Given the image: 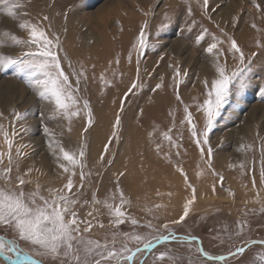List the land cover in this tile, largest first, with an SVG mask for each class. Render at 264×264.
<instances>
[{
    "label": "rangeland",
    "instance_id": "obj_1",
    "mask_svg": "<svg viewBox=\"0 0 264 264\" xmlns=\"http://www.w3.org/2000/svg\"><path fill=\"white\" fill-rule=\"evenodd\" d=\"M255 3L260 5L259 10L253 0H208L206 8L203 0H22V6L14 9L13 16L0 4V40L5 41L0 52L18 56L28 50L13 46L10 37L4 36L7 32L27 39L28 31L20 29V23L38 24L50 38L58 36L61 45L58 54L70 82L75 85L77 76L72 73L79 72L81 67L87 77L80 78V91L76 95L81 98V104L83 99L88 100L93 118L89 126L86 110L82 109L72 119L69 131V122L54 118L53 106L39 99L22 77L14 76L11 69L0 73V113H3L0 124L13 140V180L33 169L25 177L32 181L25 185V190H33L39 182L41 194L46 197L49 188L61 189L67 183L68 174L59 167V163L67 162L58 161L51 154L49 137L44 132L47 127L66 150L78 153L83 147L85 151L84 186L80 187L77 168L71 195L79 201L75 208L79 220L93 224L87 236L103 241L111 240L113 232L139 234L153 244L157 241L154 237H170L152 249L137 253L135 264H264V245L246 247L250 242H264V182L259 172L264 147V47L257 44L247 50L241 45L249 34L264 45V0ZM142 29L146 47L141 49L138 38ZM211 34L215 38L213 42H222L218 44L222 53L219 62L226 63L229 72L237 66L244 68L238 80L244 79L246 87L239 95L229 97L209 132V143L197 145L191 125L185 120V107L192 114L198 133L202 132L205 118L198 106L207 98L211 81L216 78V57L206 50L209 45L206 37ZM233 39L245 54V65H239V54L230 50ZM179 42L184 45L182 50ZM69 62L72 67L68 66ZM174 62L173 70L169 63ZM133 83L137 87L133 88ZM157 84L163 87L156 88ZM158 105L161 108L156 110ZM14 112L28 113L27 119L16 120ZM117 115L120 124L114 127ZM174 119L175 130L186 134L187 140L199 148L196 153L205 171L196 168L192 172L198 178L210 179L213 190L201 194V198L190 185V194L176 199L171 189H163L164 192L148 195L147 201L139 204V210L132 211L138 199L123 189L112 166L120 162L130 140L154 145L164 139L159 128ZM154 135L156 138L151 140ZM198 138L203 140L202 136ZM241 145L245 147L242 149ZM20 146L23 154L17 157L16 148ZM201 147L205 149L203 155ZM209 147L211 157L207 155ZM0 151L7 152L2 134ZM214 164L227 167L226 172L216 170ZM181 179L185 185L189 184L186 173ZM3 183L0 175V184ZM120 190L130 203L122 208L125 222L115 227L110 223L113 217L107 208L95 204L93 196L103 201L115 195L109 202L116 206L120 204ZM237 192H255L261 196L241 200ZM189 200L193 202L187 217L180 223H171L184 215ZM132 218L138 223L133 225ZM101 223L103 228L99 226ZM148 223L153 227H146ZM164 224H168V229L163 228ZM80 227L83 229L85 224L81 223ZM0 237L14 240L21 253L43 259L44 264H61L59 258L37 256L35 247L19 239L11 228L0 226ZM121 239L118 235L117 240ZM197 239L204 252L222 260L213 262L203 258ZM137 247L144 248L142 243L129 242L130 251L126 255H131ZM241 247L245 249L243 253L229 257ZM162 252L166 256L158 260Z\"/></svg>",
    "mask_w": 264,
    "mask_h": 264
},
{
    "label": "snow or ice",
    "instance_id": "obj_2",
    "mask_svg": "<svg viewBox=\"0 0 264 264\" xmlns=\"http://www.w3.org/2000/svg\"><path fill=\"white\" fill-rule=\"evenodd\" d=\"M253 3L259 10L260 5L256 4L255 0H253ZM0 4L4 6L9 16H13L14 9L22 6V0H0ZM207 5L208 0H203V6L206 8ZM44 19H47V17H44ZM19 27L22 30L27 29V39H21L7 32L4 33V36L10 37V42L13 46H23L28 50L18 56L0 52V73H6L11 69L14 76L22 77L26 86L39 99L53 106L52 113L54 118L60 117L69 122V131H71L70 125L72 119L78 117L82 109L86 110L88 125L91 126L93 118L89 102L87 99H83L81 104V98L76 95L80 91V78L87 79L83 68L81 67L79 72L73 70L72 75L77 76L74 85L70 82V75L62 67L61 57L58 54L61 50L59 37L53 36V38H50L48 33L35 23H20ZM144 27H147V25L145 24ZM252 27L256 28V25L253 24ZM199 39H203V36H200ZM4 43V40H0V46H3ZM138 43L141 49L146 47V36L143 29L140 32ZM220 43L222 42L216 40V42L210 43L206 49L208 53L216 57V61L214 62L216 78L211 81L207 98L202 105L198 106V110L203 111L205 118L202 132L198 133L196 125L192 121V114L185 107V112L187 113L185 120L191 125L192 136L197 138V145L209 143V132L215 126L224 105L228 103L229 97L239 95L246 87L244 79L238 80L242 76L244 68L237 66L236 70L229 72L226 63L221 64L219 62V56L222 54L218 47ZM257 43L258 46L264 47L259 41ZM230 50L234 54H239V65H245V54L234 39L231 40ZM64 59H67L66 55ZM117 63H119L118 60ZM68 66L72 67L70 62ZM179 74V70L177 69L176 75L179 76ZM101 79L103 80V75ZM204 83L207 87L208 81ZM132 87L135 88L137 85L133 83ZM161 87H163L162 84L156 85V88ZM177 99H179V96H177ZM2 116L3 113H0V117ZM27 116L28 113L26 112H14L16 120H25ZM183 122L181 121V123ZM119 124L120 117L117 115L114 127ZM44 132L49 137L48 148L53 157L58 161L67 162L59 163V167L64 173L68 174L67 183L63 188H49L47 190L49 196L47 197L41 194L39 182L36 183V187L33 190H25V185L32 183L31 179L26 180L25 177L29 176L33 169H28L26 173L16 176L15 180H13L11 176L14 163L12 155L13 140L9 137L8 132L4 130V126L0 124V134L3 135L4 142L7 145V152L0 151V166H2L0 167V175H2L4 180V183L0 184V226L11 228L18 235L19 239L27 241L34 246L37 256L59 258L61 259V264H130V262L135 264L136 254L141 249L137 247L131 255H126L130 251L128 243L135 242L137 245L142 243L145 249H149L153 247V241L139 234L130 235L129 233L117 232L111 234V240L105 238L101 241L87 236L86 234L92 230L93 224L90 221L79 220L78 214L75 211L79 201L71 195L75 186L73 177L77 174V168L80 170V187L83 188L84 186L85 173L83 169L86 167L85 151L81 147L78 153L70 152L59 141L54 139V134L50 129L45 127ZM113 135L115 136L116 133L114 132ZM199 136L203 137L202 141L198 138ZM165 137L171 141V137L167 133H165ZM22 147L16 148L17 157L23 154L21 151ZM244 147V145H241L242 149ZM248 147L251 148V145ZM105 152H107V145H105ZM204 152L205 149L201 147V154L203 155ZM207 155L209 157L212 155L210 147L207 149ZM261 155V179L264 182V147H262ZM5 157H7L6 165ZM100 159L103 160L104 156L101 155ZM241 167H243V164H241ZM36 171L39 170L36 169ZM221 179L223 178L221 177ZM119 197L120 204L114 206L109 200H114L115 195L103 201L96 199L95 195L93 196L95 204H102L107 208L109 215L113 217L110 223L115 227L125 222L126 213L122 208L125 204L130 203V201L124 198L122 190L119 191ZM192 202V200L187 202L184 215L180 217V220L172 221L171 223L183 221L188 215L189 205ZM88 215L91 216L92 213L90 212ZM81 223L85 224L83 229L80 227ZM131 223L135 225L138 222L132 218ZM99 226L101 228L104 227L102 223ZM146 227L152 228L153 225L148 223ZM163 228L168 229V224H164ZM118 235L122 237L119 241L117 240ZM169 238L159 236L153 239L159 241L168 240ZM200 250L202 251V249ZM236 251L237 253H243L245 249L241 247L237 248ZM9 253H15L16 259L13 260L9 256ZM203 255L210 260L215 259L209 256L207 252H204ZM165 256L166 253L162 252L157 259L164 260ZM0 257L3 258V264H9V262L10 264H44L43 259H35L29 253H21L14 240L3 237H0Z\"/></svg>",
    "mask_w": 264,
    "mask_h": 264
},
{
    "label": "bare ground",
    "instance_id": "obj_3",
    "mask_svg": "<svg viewBox=\"0 0 264 264\" xmlns=\"http://www.w3.org/2000/svg\"><path fill=\"white\" fill-rule=\"evenodd\" d=\"M181 31L183 32V29H181ZM206 41L209 44L213 43V41H215L214 36L212 34L210 36L207 35ZM243 42L244 43L241 41V45H243L247 50H251L258 44L255 37L250 34L248 39ZM195 44H197V42ZM178 45L182 46L180 48V50H182L184 47L182 42H179ZM172 47L176 46L173 44ZM175 62L174 64L169 63L170 66H168L170 69H175ZM173 74H175L174 71ZM160 108L161 105H158L156 110ZM176 127V119H174L166 123V126L159 128L158 132H163L162 134H164V139H161L159 142L155 141V146L148 145L143 141L142 143H135L130 140L123 150L120 162L118 164L115 163V165L112 166V172L119 175L118 182L121 184L123 189L128 193V195L138 199V203H136L135 208L132 211L137 212L139 210V204L141 201H147L146 199L148 195L153 194L154 196L157 192H164L163 189H171V191H173L174 198L176 199L181 197L183 198L184 195L190 194V185L196 188L197 196L207 194L208 192V194H210V191L213 190L214 184L210 181V179L206 180L198 178L197 174L194 171V173L192 172V170L196 168V170L205 171V166L201 160L198 159L199 157L196 153L199 149L198 146L193 145L190 141H188L186 134L176 131ZM165 133L171 137V141L165 137ZM153 138L155 139L156 135H154L151 140H154ZM132 155L135 157H129ZM214 168L224 173L226 172L227 167L225 168L223 165L214 164ZM121 173H123V175H121ZM184 173L187 174L188 185H185L181 179V175H184ZM255 192H243L240 193L241 195L237 192V195L241 200H250L249 197L259 198L261 195L259 194V196H257L258 193ZM149 197L151 198V196ZM164 205H166V203Z\"/></svg>",
    "mask_w": 264,
    "mask_h": 264
},
{
    "label": "water",
    "instance_id": "obj_4",
    "mask_svg": "<svg viewBox=\"0 0 264 264\" xmlns=\"http://www.w3.org/2000/svg\"><path fill=\"white\" fill-rule=\"evenodd\" d=\"M168 240H169V239H168ZM168 240H159V241H156V242L153 244V247H152V248H154V247L158 246L159 244H161V243H163V242H166V241H168ZM196 241H197V243H198V248H199L200 255H201L203 258H205V259H207V260H209V261H213V262H219V261L222 260L221 257H214L215 259H211V260H210L208 257L204 256V255H203L204 251H203V248H202V246H201V242H200L198 239H197ZM256 244L264 245V243H261L260 241H256V242H250V243H248V244L246 245V247L248 248V247H250V246H252V245H256ZM152 248H149V249H152ZM140 249H141V251L146 250L145 248H140ZM200 249H202V251H201ZM134 252H135V251H134ZM237 254H239V253H237V251H235L234 253L230 254L229 257L235 256V255H237ZM9 256H10V255H9ZM11 258H12L13 260L16 259V254L13 253V256H11ZM0 259L3 260L2 257H0ZM9 264H10V262H9Z\"/></svg>",
    "mask_w": 264,
    "mask_h": 264
}]
</instances>
